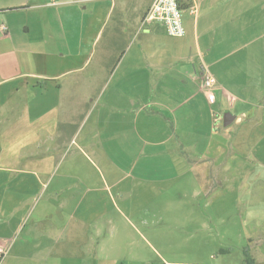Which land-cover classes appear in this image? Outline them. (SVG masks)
<instances>
[{
  "label": "crops",
  "instance_id": "obj_1",
  "mask_svg": "<svg viewBox=\"0 0 264 264\" xmlns=\"http://www.w3.org/2000/svg\"><path fill=\"white\" fill-rule=\"evenodd\" d=\"M151 1L0 0L4 115L24 124L0 167V217L20 229L1 225L0 264H264L234 262L220 213L186 206L213 198L225 113L232 145L264 159V0H182L183 37L142 24Z\"/></svg>",
  "mask_w": 264,
  "mask_h": 264
},
{
  "label": "rangeland",
  "instance_id": "obj_2",
  "mask_svg": "<svg viewBox=\"0 0 264 264\" xmlns=\"http://www.w3.org/2000/svg\"><path fill=\"white\" fill-rule=\"evenodd\" d=\"M0 24V26H2V24L5 23L0 22ZM1 33H5V31H1ZM0 44L3 45L4 43L0 42ZM101 49L102 46L96 49L97 57ZM0 50H2L1 46ZM96 62L97 59L92 61V63ZM4 74L5 70L0 69V81L3 76H5ZM7 87L8 84H0V167H2L6 159H8L9 146H18L19 144L20 134L18 130L11 133V128H24L23 122L8 118V116L4 115L6 111L8 112L9 107H11L8 103H4L3 94H7ZM17 103L18 101H13V105H17ZM15 109L10 111L11 115L19 112L18 108L15 107ZM231 111L234 112L233 110ZM215 124L218 125L219 131L217 135L214 136V142L218 143L219 150L214 152L210 159L214 165L210 170L215 176L214 184L210 185H214L212 191L214 193L213 198L210 199V197L204 195L201 200L188 202L186 206L188 208H193L197 206V203L200 204L199 206L203 208L205 214H207L210 219H214L212 215L214 211L220 213L218 214L219 216L216 217L219 221L214 220V223H219L220 242L229 244L228 249L231 251L230 254L234 262H237L238 259L241 258L244 249H247L252 255H256L260 258L262 256L261 251L264 250V164L262 162L264 159L259 151L256 150L257 147L250 148L249 146V148L244 147V150H240L237 149L236 146H233V135L227 136L224 134L227 128L222 126V117L220 121H217ZM234 127L235 125L232 124L231 129H234ZM24 153L23 151L22 155ZM16 221L17 220L13 222L8 221L11 224L3 223L0 217V231L4 230L1 225L5 224L9 230L7 232L9 239L15 234L16 238L19 237L18 234L20 233V229L17 231L18 233H14L13 235ZM20 222L23 226L26 223L24 221ZM135 223L146 236L150 228H146V226L140 225L134 221V224ZM227 226L231 227L229 232H227ZM217 233L218 232H214V236ZM21 234H23V232ZM249 238H252L251 242L248 240ZM223 246L224 245L221 243V247ZM223 249H227V246L223 247ZM12 250L13 247L8 243L5 248H0V256L3 258L9 257ZM175 250L180 252L188 249L176 248ZM193 250L196 251L197 249L193 248ZM213 250L218 251L220 249ZM151 256L153 257V254H151ZM154 259L156 258L154 257Z\"/></svg>",
  "mask_w": 264,
  "mask_h": 264
},
{
  "label": "built area",
  "instance_id": "obj_3",
  "mask_svg": "<svg viewBox=\"0 0 264 264\" xmlns=\"http://www.w3.org/2000/svg\"><path fill=\"white\" fill-rule=\"evenodd\" d=\"M182 0H152L145 13L142 24L154 22L160 24L171 37H183L185 34L182 20ZM5 31V26H0ZM214 90V91H213ZM216 81L208 72L203 78V93L210 104L215 103Z\"/></svg>",
  "mask_w": 264,
  "mask_h": 264
},
{
  "label": "water",
  "instance_id": "obj_4",
  "mask_svg": "<svg viewBox=\"0 0 264 264\" xmlns=\"http://www.w3.org/2000/svg\"><path fill=\"white\" fill-rule=\"evenodd\" d=\"M234 120V116L231 113H225L223 117V126H228Z\"/></svg>",
  "mask_w": 264,
  "mask_h": 264
},
{
  "label": "trees",
  "instance_id": "obj_5",
  "mask_svg": "<svg viewBox=\"0 0 264 264\" xmlns=\"http://www.w3.org/2000/svg\"><path fill=\"white\" fill-rule=\"evenodd\" d=\"M245 252H246V250H245ZM246 264H254V260L252 258H250V257H247L246 258Z\"/></svg>",
  "mask_w": 264,
  "mask_h": 264
}]
</instances>
